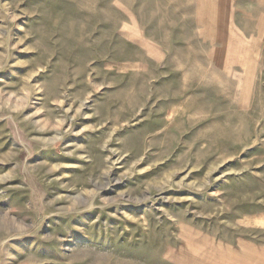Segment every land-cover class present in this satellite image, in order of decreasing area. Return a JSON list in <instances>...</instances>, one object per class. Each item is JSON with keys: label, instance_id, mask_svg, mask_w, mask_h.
Here are the masks:
<instances>
[{"label": "rangeland", "instance_id": "1", "mask_svg": "<svg viewBox=\"0 0 264 264\" xmlns=\"http://www.w3.org/2000/svg\"><path fill=\"white\" fill-rule=\"evenodd\" d=\"M112 13L0 0V264H213L216 245H262L241 222L264 211V101L234 112L119 68L132 48ZM259 248L236 259L262 264Z\"/></svg>", "mask_w": 264, "mask_h": 264}, {"label": "crops", "instance_id": "2", "mask_svg": "<svg viewBox=\"0 0 264 264\" xmlns=\"http://www.w3.org/2000/svg\"><path fill=\"white\" fill-rule=\"evenodd\" d=\"M103 1L113 11L108 19L117 38L132 48L128 61L113 60L119 68L161 84L181 79L185 90L169 89L170 94L204 85L209 101L227 102L234 112L264 101V0ZM241 224L264 229V211L248 213ZM233 244L216 245L213 264H250L236 256L264 246L246 239L238 240L240 249Z\"/></svg>", "mask_w": 264, "mask_h": 264}]
</instances>
